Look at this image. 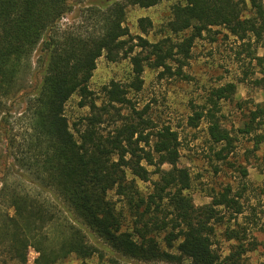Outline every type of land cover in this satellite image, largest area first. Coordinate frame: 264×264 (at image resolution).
<instances>
[{
  "label": "trees",
  "instance_id": "1",
  "mask_svg": "<svg viewBox=\"0 0 264 264\" xmlns=\"http://www.w3.org/2000/svg\"><path fill=\"white\" fill-rule=\"evenodd\" d=\"M83 1L0 0V128L11 103L26 104L22 131L4 129L16 164L1 178L0 264H28L30 249L37 253L33 264L86 262L106 253L108 264H242L243 254L256 248V239L246 244L244 226L227 225L235 243L226 256L213 239L216 226L244 214L241 196L228 185L197 205L190 170L180 165L179 132L157 123L150 105L139 108L130 93L142 89L147 67L160 69V77L189 79L185 67L196 39L219 26L249 46L259 72L254 83L264 93V53L250 48L264 49V0L176 2L157 41L131 34L127 8L165 0H99L88 8L85 30L62 29V19ZM139 23L144 33L152 25L148 17ZM103 55L111 62L129 58L132 77L104 85L98 103L89 83ZM234 89L213 88L204 103L192 105L187 121L194 128L206 121L221 146L215 155L225 162L236 138L224 124L221 101ZM74 94L90 108L75 131L65 113ZM106 121L110 129L102 127ZM238 131L254 134L250 152L260 150L264 100L252 101Z\"/></svg>",
  "mask_w": 264,
  "mask_h": 264
},
{
  "label": "rangeland",
  "instance_id": "2",
  "mask_svg": "<svg viewBox=\"0 0 264 264\" xmlns=\"http://www.w3.org/2000/svg\"><path fill=\"white\" fill-rule=\"evenodd\" d=\"M97 1L99 0L75 3L72 11L62 19V29L85 30L91 24L88 8L92 2ZM179 1L183 0H165L150 8L129 6L125 24L133 36L142 35L150 41H157L166 32L163 28L171 17L172 5ZM142 17H148L152 21L146 33L142 32L139 23ZM250 48L258 55L264 53V49L256 43ZM248 49V45H243L242 41L225 28L213 27L195 41L191 59L185 67L189 79H179L169 75L160 77V69L153 70L147 67L143 74L142 89L138 92L131 91L130 95L139 108L150 105V112L157 123L170 124L179 132L180 165L190 170L192 186L189 192L197 205L210 202V193L214 189H223L228 185L232 187L234 194L241 196L245 212L236 219L237 222L233 220L231 223L216 226L213 238L215 248L223 256L230 253L235 242L227 239L225 230L227 225L237 228L236 223H239L247 229L245 240L247 245L256 239V248L244 253L241 263L264 264V143L259 151L250 152L254 148V134L244 135L238 131L252 101L264 100L262 89L254 83L259 72L255 60H252L248 54ZM131 71L132 64L129 58H120L111 62L105 55L99 57L89 83L98 103L104 101V85L113 79L129 82L132 77ZM32 83L33 81L31 85ZM223 85H235L231 96L221 101L224 124L232 129V135L236 138L234 152L227 162L217 159L215 151L221 146L212 142L205 120H202L196 128L187 124L188 117L193 114L192 105L204 103L213 88ZM80 100L81 97L74 94L65 109L74 131L76 124L81 125H79L81 118L90 113V108L81 106ZM25 108L26 104L22 101L11 103L7 122L3 123V128H0V187L5 167L16 164L12 151L8 148L9 140L4 129L9 130V135H18L24 126L21 115ZM111 125L106 121L102 127L110 129ZM243 170H246V175ZM141 184L146 187L150 185L144 182ZM1 208H4V205L0 201ZM36 256V251L30 249L28 264H33ZM108 257L110 256L107 253L102 258L97 254L86 262L72 257L58 264H108ZM2 259L0 253V260ZM130 264L145 263L131 261Z\"/></svg>",
  "mask_w": 264,
  "mask_h": 264
}]
</instances>
